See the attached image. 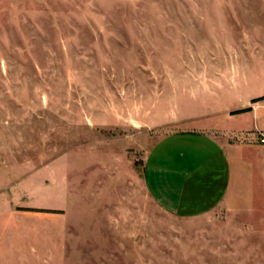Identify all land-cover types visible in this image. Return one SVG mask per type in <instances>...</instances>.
Wrapping results in <instances>:
<instances>
[{"label": "rangeland", "instance_id": "obj_1", "mask_svg": "<svg viewBox=\"0 0 264 264\" xmlns=\"http://www.w3.org/2000/svg\"><path fill=\"white\" fill-rule=\"evenodd\" d=\"M257 91L264 0H0V264H264L263 144L252 201L180 217L143 182L160 137Z\"/></svg>", "mask_w": 264, "mask_h": 264}, {"label": "crops", "instance_id": "obj_2", "mask_svg": "<svg viewBox=\"0 0 264 264\" xmlns=\"http://www.w3.org/2000/svg\"><path fill=\"white\" fill-rule=\"evenodd\" d=\"M223 90L234 92L232 87ZM262 96L264 91H257L241 105L226 104L217 122L208 118L213 114L208 112L210 108L203 113L196 111V126L160 137L143 159L148 197L180 217L203 215L222 202L237 205L252 201L245 186V156L260 146L255 143L256 134L264 131ZM250 99L258 100L248 104ZM240 108L245 110L232 113ZM236 133H246V142L234 140Z\"/></svg>", "mask_w": 264, "mask_h": 264}, {"label": "built area", "instance_id": "obj_3", "mask_svg": "<svg viewBox=\"0 0 264 264\" xmlns=\"http://www.w3.org/2000/svg\"><path fill=\"white\" fill-rule=\"evenodd\" d=\"M256 143L264 145V131H260L256 134Z\"/></svg>", "mask_w": 264, "mask_h": 264}, {"label": "trees", "instance_id": "obj_4", "mask_svg": "<svg viewBox=\"0 0 264 264\" xmlns=\"http://www.w3.org/2000/svg\"><path fill=\"white\" fill-rule=\"evenodd\" d=\"M260 98H264V96H262V97H260ZM260 98H259V99H260ZM255 100H258V99H253V101H255ZM242 110H245V109L235 110V111H232V113H237V112H240V111H242Z\"/></svg>", "mask_w": 264, "mask_h": 264}]
</instances>
